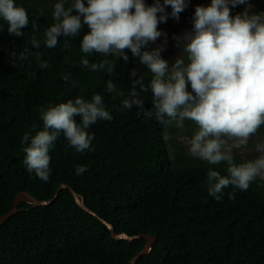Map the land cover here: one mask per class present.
<instances>
[{
  "label": "trees",
  "instance_id": "16d2710c",
  "mask_svg": "<svg viewBox=\"0 0 264 264\" xmlns=\"http://www.w3.org/2000/svg\"><path fill=\"white\" fill-rule=\"evenodd\" d=\"M14 2L27 11L29 23L21 29L23 35L16 36L8 33L0 16V215L11 209L16 193L27 191L36 199L49 200L64 183L116 233L155 236L150 251L135 264H264V181L255 178L247 191L230 185L218 194L219 200L209 195L208 171L227 176V163L212 165L193 157L174 139L175 133L192 134L189 127L198 126L192 120L185 119L178 127L168 117L167 122L156 118L152 73L138 56L127 48L123 50L127 61L112 53H84L80 43L90 29L75 8L71 11L80 15V34L58 37L50 49L45 32L55 22L58 0ZM82 2L87 6V0ZM143 2L152 6L157 0ZM72 3L66 0L64 7ZM248 3L251 0L229 6L230 14H243ZM247 12L264 13V0H257ZM171 13L169 5L157 13L167 17L158 29H168L170 36L183 30ZM32 38L39 41L38 48ZM142 51L150 50L143 46ZM103 60L112 63V72L107 66L91 69V64ZM43 61L47 68L39 66ZM141 79L147 91L139 84L136 91L143 107L124 109L123 100L131 98L134 82ZM109 82L115 92L107 91ZM95 94L101 95L113 119L97 120L85 130L93 136L90 148L78 152L61 133L49 149L48 181L30 173L23 149L44 127L40 109L77 97L90 101ZM75 120L81 123V117ZM26 133L29 141L22 143ZM232 156L235 164L244 162L238 154ZM78 165L86 167L81 175L76 174ZM18 207L22 210L0 226V264H129L145 244L144 238H112L107 226L82 210L68 189L60 190L49 204L33 207L21 202Z\"/></svg>",
  "mask_w": 264,
  "mask_h": 264
},
{
  "label": "clouds",
  "instance_id": "9594fccd",
  "mask_svg": "<svg viewBox=\"0 0 264 264\" xmlns=\"http://www.w3.org/2000/svg\"><path fill=\"white\" fill-rule=\"evenodd\" d=\"M65 2L58 0L54 6L55 22L45 32L46 46L54 48L58 37L80 34V15H73L71 11L75 8L90 29L80 43L84 53H112L127 61L128 56L123 53L127 48L138 56L152 73L150 87L156 118L167 122L164 117H168L178 127H183L185 119L194 121L199 128L190 140V153L212 165L227 163V176L216 170L208 171L209 195L219 200L218 194L230 185L247 191L255 178L264 175V155L237 165L231 154L233 148L246 146L250 136L264 125V13L245 11L232 16L229 3L235 7L246 0H211L207 7L197 6L193 31L184 35L187 61L180 55L169 67L161 58L160 49L142 51V47L161 36L157 26L167 17H158L157 13L164 12V5L171 6L172 16L178 19L186 7L185 0H164L163 5L157 0L152 6H146L143 0H87V6L82 0H73L70 8L64 7ZM0 16L7 22L9 34L23 35L21 29L29 23L23 7L17 6L14 0H0ZM31 43L39 47L35 38ZM20 58L24 59L25 54L21 53ZM82 63L89 65L87 59ZM39 66L44 69L48 64L43 61ZM106 66L112 72V63L107 60L90 65L93 71ZM189 83L191 92L187 90ZM136 84L141 91H147L142 79L135 81L131 98L123 100L124 109H131L133 105L143 107ZM107 91H116L112 82L107 84ZM40 114L44 127L23 149L24 164L30 173L35 172L45 182L51 174L49 149L61 133L71 147L84 152L93 139L85 131L89 125L97 120L113 119L99 94L90 101L77 97L74 102L42 107ZM76 116L81 117V123L76 122ZM224 137L235 142L229 144ZM28 141L26 133L21 142ZM256 150L264 153V144H258ZM85 171V166L78 165L76 174ZM229 198H234V194L229 193Z\"/></svg>",
  "mask_w": 264,
  "mask_h": 264
},
{
  "label": "rangeland",
  "instance_id": "374dc122",
  "mask_svg": "<svg viewBox=\"0 0 264 264\" xmlns=\"http://www.w3.org/2000/svg\"><path fill=\"white\" fill-rule=\"evenodd\" d=\"M256 1L257 0H251V3H248L245 6V11H247L250 6ZM210 3L211 0H186V7L184 8L185 12L178 16V23L183 28V30L180 33H173L170 36L168 34V29H158L161 32V36L158 37L154 42L149 41L147 45L144 46L145 49L150 51L156 48L160 49V56L162 59L166 60L168 64H170L169 67L173 65L171 63L172 58H177L180 55H186L187 57V54L184 53V45L186 43V41L184 40V35L185 33H191L193 31L195 9L197 6L207 7L210 5ZM228 6H232V4L229 3ZM230 12H232V10ZM184 59L187 61V58ZM187 90L189 92L192 91L190 83L187 84ZM192 122L194 123V121ZM198 128L199 126L196 125L195 127H189V132L192 133L191 135H181L176 133L174 135V139L180 144H182L186 152H188L190 155H192L190 153V140L194 136L196 131H198ZM224 139H226L229 144H233L235 142L234 140L229 139L228 137H224ZM258 144H264V132H260V129H258L255 134L250 136L246 146H242L240 148H233L231 154H238L244 162L254 161L261 155H264V153L258 152L256 150V146ZM258 178L261 181H264V175L258 176Z\"/></svg>",
  "mask_w": 264,
  "mask_h": 264
},
{
  "label": "water",
  "instance_id": "95a60500",
  "mask_svg": "<svg viewBox=\"0 0 264 264\" xmlns=\"http://www.w3.org/2000/svg\"><path fill=\"white\" fill-rule=\"evenodd\" d=\"M62 189H68L73 198H74V201L76 202V204L82 209L84 210L85 212H88L96 217H98V215L96 213H94L93 211H91L89 208L86 207V205L84 204V199L82 196H80L78 193H76L71 187H69L68 185L62 183L60 184L53 197L49 200H39V199H36L34 196H32L29 192L27 191H20L18 193H16L15 197H14V201H13V206L11 207L10 210H8L6 213L0 215V226L9 218L11 217L12 215L16 214L17 212L21 211L22 208H19V204L21 202H25V203H29L31 204L33 207H36V206H42V205H46V204H49L51 201H53L59 194V191L62 190ZM99 218V217H98ZM100 221L102 223H104L107 228L110 230L111 232V236L112 238L116 239V240H127V241H132L133 239L135 238H144L145 239V244L143 246V248L137 252L129 261V264H135L138 257L140 255H145L147 254L150 249H151V246L153 245V243L155 242L156 238L155 236L151 235V234H139V235H128L124 232H121V233H116L114 231V229L112 228V225L107 222L106 220L102 219V218H99Z\"/></svg>",
  "mask_w": 264,
  "mask_h": 264
}]
</instances>
